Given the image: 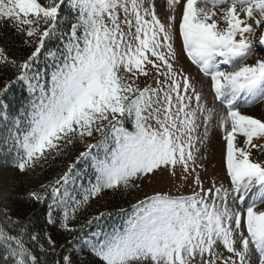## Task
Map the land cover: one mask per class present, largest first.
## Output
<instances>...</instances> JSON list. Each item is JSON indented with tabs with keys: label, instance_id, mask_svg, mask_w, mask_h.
<instances>
[{
	"label": "snow or ice",
	"instance_id": "snow-or-ice-1",
	"mask_svg": "<svg viewBox=\"0 0 264 264\" xmlns=\"http://www.w3.org/2000/svg\"><path fill=\"white\" fill-rule=\"evenodd\" d=\"M256 47L264 0H0V264H264V115L243 110L264 105ZM213 131L227 184L207 176ZM165 177L119 222L80 221Z\"/></svg>",
	"mask_w": 264,
	"mask_h": 264
},
{
	"label": "rangeland",
	"instance_id": "rangeland-1",
	"mask_svg": "<svg viewBox=\"0 0 264 264\" xmlns=\"http://www.w3.org/2000/svg\"><path fill=\"white\" fill-rule=\"evenodd\" d=\"M157 4L159 7L160 0H157ZM254 40H255V38H254ZM177 47H179V43H177ZM258 48L259 47H256L255 49H258ZM253 55H256V56L253 57L247 63H254L255 60L257 59V57L258 56H264V53L259 49L257 51V53H254V51H253V54L251 55V57ZM181 64L185 68V70L188 74L192 75L193 77L198 76L200 79L205 81V87L207 86L206 78L202 77L199 73L195 72L193 65L188 63L185 56L182 58ZM177 66L179 67L180 65H177ZM141 79L143 82V78H141ZM146 83L153 84V86H155L153 79L151 77L148 78ZM243 110L248 112L249 114H253V115L257 116L258 118L260 116L264 115V105H262V104H253L251 106H247ZM88 142L95 143V139H91ZM254 142L264 143V140H256ZM84 147H85V145H84ZM223 151H224V142L222 140V134L219 131H213L211 134L210 142L207 145V148L202 149V152H205V154L207 156V167H208L207 176H215L218 178V181L223 180L225 182V184H227V180L224 178L223 168L221 167ZM253 158L254 159H264V156H257L255 154V151H254ZM10 179H12V178H10ZM172 184H173V181L170 179H167V177H165L163 181L158 179L156 181V183H154L153 185L145 186L138 191H131V192L118 191L117 193L120 194L122 192L124 194L121 196L119 194L117 195V198H118L117 201H119V202L116 205L119 206L120 209L128 211V213L130 214L131 213V205L136 203L137 200L143 199L145 194H151L154 189L159 190L160 188H164L165 190H167V188L170 187ZM186 191L190 193L191 188H188ZM112 194H113L112 192H108V193L104 194L101 198L93 199L92 201H90V206L87 208V211H83V210L81 211L80 221L83 222V220L85 218H88L92 215H96L98 212L105 210L106 206H108L110 204V202L113 201L112 200Z\"/></svg>",
	"mask_w": 264,
	"mask_h": 264
},
{
	"label": "trees",
	"instance_id": "trees-1",
	"mask_svg": "<svg viewBox=\"0 0 264 264\" xmlns=\"http://www.w3.org/2000/svg\"><path fill=\"white\" fill-rule=\"evenodd\" d=\"M31 51V50H28ZM10 78V74H5L3 77H0V85L4 83L6 79ZM18 91V90H17ZM130 127V124L128 125ZM85 149L84 144L80 143L75 148L71 149V154L68 156V159L66 160H58L56 162V165H54L51 169V171L43 172L42 175L39 176V178H36V173H33L32 179L24 178V182L22 186L18 189V191L24 192L28 189H31L33 187H38L40 184L47 182L49 179H51L57 172L61 170V166H66L68 163H71L72 160L75 159V156L79 154L80 151H83ZM12 178V179H10ZM12 181H13V175L11 173L10 169H0V194H6L9 193L12 189ZM14 194V193H13ZM119 193H113L112 194V200L108 206H106L105 210L110 212L112 215L111 217L107 218V222L109 224L113 222H119V220L123 217V210L120 209L118 204L119 201H117V195ZM124 193H120L119 195H123ZM114 198V199H113ZM64 239H70V237H65ZM64 239H61L60 243H64Z\"/></svg>",
	"mask_w": 264,
	"mask_h": 264
}]
</instances>
